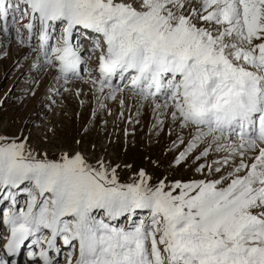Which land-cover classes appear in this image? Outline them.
I'll return each mask as SVG.
<instances>
[{
    "label": "snow or ice",
    "instance_id": "6c2138e0",
    "mask_svg": "<svg viewBox=\"0 0 264 264\" xmlns=\"http://www.w3.org/2000/svg\"><path fill=\"white\" fill-rule=\"evenodd\" d=\"M10 32L23 100L91 107L71 144L0 133V264H264V0H0ZM145 114L151 171L110 151Z\"/></svg>",
    "mask_w": 264,
    "mask_h": 264
},
{
    "label": "rangeland",
    "instance_id": "374dc122",
    "mask_svg": "<svg viewBox=\"0 0 264 264\" xmlns=\"http://www.w3.org/2000/svg\"><path fill=\"white\" fill-rule=\"evenodd\" d=\"M24 22H21L23 24ZM0 44L7 45L6 40L0 36ZM10 55L4 59H0V133L13 137L19 132H23L25 136L31 135V142L38 144L45 135L47 129L52 125H56V137L52 139L57 143L71 144L73 139L80 138L81 126L84 120L88 118L91 102L80 109L76 99L71 95H62L56 97L57 103L51 108L47 107V98H42L45 92L44 85H41L39 92L34 98L23 100V93L28 88L29 82L32 80V73L28 71L30 61H25L20 52L16 51V45L8 44ZM19 60L20 66L16 65ZM50 76L45 78L44 84H48ZM50 94V93H49ZM22 100V102H20ZM112 112H116V105L109 102ZM83 112L84 119L76 118L77 112ZM65 112L68 115H65ZM107 132L111 133L115 122V116H107ZM126 124H121L120 128H124ZM136 140L132 144H128L123 136L122 131H118L114 140L116 148L110 149L113 159L126 160L136 167L144 166L151 171L149 158L155 160L158 156L163 158V152L168 138L162 136L158 143L151 146L147 144V135L150 130V120L145 114L141 120V124L136 125ZM98 132H104V126L99 129L93 128L87 139L96 140ZM101 141L107 140V135L102 136ZM47 146V142H46ZM131 160L129 161V157ZM163 171V169H162ZM169 175L172 173L169 172ZM179 175V174H177ZM129 172L121 173V178L127 180Z\"/></svg>",
    "mask_w": 264,
    "mask_h": 264
},
{
    "label": "trees",
    "instance_id": "16d2710c",
    "mask_svg": "<svg viewBox=\"0 0 264 264\" xmlns=\"http://www.w3.org/2000/svg\"><path fill=\"white\" fill-rule=\"evenodd\" d=\"M131 157H132V156L129 157V161L131 160Z\"/></svg>",
    "mask_w": 264,
    "mask_h": 264
},
{
    "label": "bare ground",
    "instance_id": "6f19581e",
    "mask_svg": "<svg viewBox=\"0 0 264 264\" xmlns=\"http://www.w3.org/2000/svg\"><path fill=\"white\" fill-rule=\"evenodd\" d=\"M29 61H31V60H29ZM51 79V78H50ZM56 97H59V96H56ZM56 97H54V98H56Z\"/></svg>",
    "mask_w": 264,
    "mask_h": 264
}]
</instances>
